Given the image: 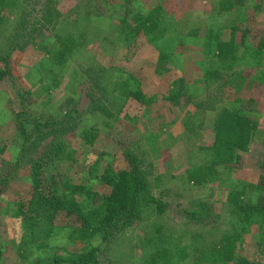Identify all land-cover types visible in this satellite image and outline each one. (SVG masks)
<instances>
[{
	"label": "trees",
	"instance_id": "16d2710c",
	"mask_svg": "<svg viewBox=\"0 0 264 264\" xmlns=\"http://www.w3.org/2000/svg\"><path fill=\"white\" fill-rule=\"evenodd\" d=\"M93 1L89 0L87 7ZM121 1L122 6L114 7L121 9L123 15L119 24L120 44L123 49L132 52L140 48L138 43L141 37H148L158 29L161 17L158 11L145 13L141 10L139 16L130 21L134 12L131 5L135 0ZM243 1L216 0L213 9L218 15L240 12ZM252 12H258V6ZM21 15L29 18L24 23L26 27L21 26ZM62 20L63 15L54 0H0V84L13 78L10 66L12 53L25 49L37 33L52 30L55 32V42L46 48L50 59L48 90H56L64 85L66 67L76 51L84 45L90 29H64L59 27ZM165 29L169 33L170 30ZM9 30L12 33L8 35ZM239 34L240 30L234 27L229 39L210 34L205 40L204 51L211 62L205 72L206 83L223 82L221 74L233 69L240 60L252 64V67L247 76L243 75V71L239 73L241 81L235 88L238 95L235 107L218 110L212 122V144L201 146L189 158L182 176L189 186L200 188L222 182L220 169L232 171L240 155L247 153L253 141L261 135L260 121L245 111H250L257 102H264V41L250 45L246 33L243 32L242 38H239ZM151 45L156 52L157 46ZM156 58L157 79L167 81L170 87L162 94V99L178 107L190 96L188 84L184 77L170 75L167 60L160 59L158 50ZM98 73L92 82L93 91L98 96L94 97L90 107L100 114L104 129L114 128V124L121 120L120 115L127 103L136 104L148 113L159 101L157 93L147 92L144 82L134 74L118 69L115 77L104 68L98 69ZM73 75V80L81 85L85 79L81 71H74ZM77 87L71 90L72 93H77ZM117 106L119 110H116ZM198 106L201 107L200 104ZM216 106L212 104L210 108L216 109ZM78 112L75 108L73 114L67 113L61 119L54 116L37 118L25 106L17 114L19 132L25 144L16 163L10 172L4 174L0 184L7 186L23 168L28 169L32 179L30 193L15 204L13 215L22 220L26 228L18 249L23 263L34 256L33 243L44 233L45 237H50L57 230H65L73 244H85L102 235L103 242L108 245L119 241L130 228L143 221L150 225L144 237V256L134 263L123 264H251L239 254V242L244 232L257 226L262 231L258 247L264 253V174L255 186L261 194L257 201L248 199L249 184L237 182L228 186L224 206L231 228H224L226 223L222 222L223 216L208 202L194 201L184 208L187 223L210 228L211 234L210 240L200 234H192L193 239L185 242L181 237L167 232L160 218L169 212L170 203L154 194V190L161 187L163 176L155 174L152 157H160L167 145V139L162 134L163 126L159 132H147L139 143L131 146L120 142L124 147L127 166L117 170L102 155L86 153L68 142L66 136L76 128L75 116ZM194 126L189 116L184 121L186 131L192 133ZM99 134L97 125L82 126L79 137L85 148H91ZM66 164L70 168L79 166L86 174L85 180L75 182L66 170ZM259 167L264 173L263 159ZM197 238H202V242ZM33 264H102L101 249L94 247L75 251L68 256L38 258Z\"/></svg>",
	"mask_w": 264,
	"mask_h": 264
},
{
	"label": "rangeland",
	"instance_id": "374dc122",
	"mask_svg": "<svg viewBox=\"0 0 264 264\" xmlns=\"http://www.w3.org/2000/svg\"><path fill=\"white\" fill-rule=\"evenodd\" d=\"M54 1L63 15L59 27L76 30L89 28L90 31L84 45L76 51L66 67L64 85L56 90H48L50 59L46 51L55 42L54 31L37 33L25 49L12 53L10 66L13 78L0 84V181L5 173L10 172L24 147L25 139L19 132L17 114L25 106L34 117L54 116L58 119L67 113L73 114L76 108L79 110L75 116L76 128L66 136L68 142L86 153L102 155L117 170L127 166L124 147L120 142L131 146L139 143L147 132H159L163 126L162 134L167 139V145L160 157L152 158L155 174L163 176L161 187L154 190V194L170 203L169 212L160 218L168 233L181 237L185 242L193 239L192 234H200L206 240L211 239L210 228L186 221L184 208L194 201L208 202L223 216L222 222L226 223L224 228L230 227V219L225 214L224 206L230 184L245 182L250 185L248 199L257 201L261 197L255 186L264 174L259 169V162L264 160V102H257L250 111H245L260 121L261 135L253 141L247 153L240 155L241 158L232 167V171L220 169L222 182L199 188L187 185L182 176L193 152L201 146L212 144V122L218 110L235 107L238 96L235 88H238L241 81L239 73L243 71V75L247 76L252 67V64L240 60L233 69L221 74L223 82L206 83L205 72L211 63L204 51L206 37L218 34L229 39L232 29L236 27L240 30L239 38L245 32L250 45L263 42L264 0H244L240 12L223 15H218L213 9L216 0H135L131 5L134 12L130 21H134L141 10L145 13L158 11L161 18L158 20V29L148 37H141L138 43L140 48L132 52L123 49L120 44L119 24L123 15L121 9L114 7L122 6L121 0H94L88 7L89 0ZM256 6L258 12L254 13L252 11ZM21 16V26L26 27L24 23L29 18ZM89 21L91 23H87ZM164 28H168L169 33ZM11 33L12 30L7 32L8 35ZM151 44L157 46L160 59L167 60L170 75L182 76L188 84L190 96L178 107L162 99V94L170 87L167 81L160 82L157 79L154 65L157 50L155 52ZM100 68L106 69L108 74L111 72L115 77L118 69L136 75L144 82L147 92L157 93L158 103L148 113L136 104L127 103L120 115L121 120L114 124V128L104 129L100 114L90 107L94 97L98 96L93 91L92 82L98 76ZM74 71H81L84 75L81 85L73 80ZM220 83L223 85L219 86ZM75 86H78L76 94L71 91ZM21 102L24 104L21 105ZM212 104H217L216 109L210 108ZM116 110H119V106ZM189 116L195 125L192 133L184 127V121ZM90 125H97L100 134L93 147L85 148L79 132L82 126ZM65 168L75 182L85 180L86 174L79 166L70 168L66 164ZM31 189L32 179L26 168L20 169L7 186L2 187L0 184V264L23 263L18 249L26 228L22 220L13 215L15 204L28 195ZM149 228L148 222H140L130 228L119 241L108 245L103 242L102 235L85 244H73L68 240L65 230H57L50 237H45L44 233L32 244L34 256L23 264H33L43 257L68 256L75 251L94 247L101 249L102 264L134 263L144 256V237ZM237 229L241 231L240 226ZM261 232L260 227H253L243 233L239 242V254L251 264H264V253L258 247ZM197 239L202 242V238Z\"/></svg>",
	"mask_w": 264,
	"mask_h": 264
}]
</instances>
